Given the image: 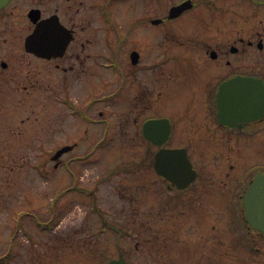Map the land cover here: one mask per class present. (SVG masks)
<instances>
[{
  "label": "flooded vegetation",
  "instance_id": "af4514ba",
  "mask_svg": "<svg viewBox=\"0 0 264 264\" xmlns=\"http://www.w3.org/2000/svg\"><path fill=\"white\" fill-rule=\"evenodd\" d=\"M1 161L11 244L52 194L35 264H264V0H7ZM80 195L92 241L56 222Z\"/></svg>",
  "mask_w": 264,
  "mask_h": 264
},
{
  "label": "rangeland",
  "instance_id": "374dc122",
  "mask_svg": "<svg viewBox=\"0 0 264 264\" xmlns=\"http://www.w3.org/2000/svg\"><path fill=\"white\" fill-rule=\"evenodd\" d=\"M84 147V146H83ZM91 150L88 148L80 150L79 156L82 159H92ZM37 153V152H34ZM39 155V154H38ZM45 152H41V158L44 157ZM50 155V153L48 154ZM91 155V156H90ZM3 159V158H1ZM34 159V158H33ZM81 179H80V186L88 188L92 186V166L88 164L82 165L80 167L79 172ZM8 176V167L5 165L4 161L0 162V264L1 262H7V264H26V261L30 259L31 252L34 254L33 264L35 261L39 259L40 254H45V250L50 248L51 243H49L48 239L50 236H46L44 233L39 231L37 226H35L34 222L31 226L32 230L30 233V243H26V238L19 232L18 233V240L11 245V239L13 238L12 235L15 232V225H14V212L15 209L12 208L16 207V209H20L24 201V193H22V189L19 187L12 189L10 187V183L7 182ZM9 179V177H8ZM42 186H48V183H40ZM16 189V190H15ZM41 189V188H40ZM15 191V192H14ZM11 193V194H10ZM12 195V196H11ZM40 198H33V207H31L30 216H35L39 222L45 223L47 222V215L45 207H47V200H49L52 196L51 193L48 192L47 196L42 193L41 191ZM79 204L72 206L70 208L69 213H64L60 215H56L58 219L56 222H59L60 225L66 226L67 228L70 227H85L79 233L76 234L75 238H80L81 240H88L92 241V201L88 196L80 195ZM43 212V213H42ZM25 222L24 219L20 220V223ZM64 237L69 238V236L64 235ZM72 238V237H71ZM74 238V237H73ZM47 244L48 246H44ZM89 245L84 247V251L88 253ZM83 252V250H80ZM90 251V250H89ZM49 254H56L53 252H49ZM47 254V252H46ZM90 254V253H88ZM2 256H6L2 258ZM17 256V257H16ZM14 257V258H13ZM13 258V259H12ZM9 260V261H8ZM37 264V263H36Z\"/></svg>",
  "mask_w": 264,
  "mask_h": 264
},
{
  "label": "water",
  "instance_id": "95a60500",
  "mask_svg": "<svg viewBox=\"0 0 264 264\" xmlns=\"http://www.w3.org/2000/svg\"><path fill=\"white\" fill-rule=\"evenodd\" d=\"M7 2V0H0V6L1 5H3L4 3H6ZM65 151V149L64 150H60V151H58L57 152V154H56V157H58L61 153H63Z\"/></svg>",
  "mask_w": 264,
  "mask_h": 264
},
{
  "label": "trees",
  "instance_id": "16d2710c",
  "mask_svg": "<svg viewBox=\"0 0 264 264\" xmlns=\"http://www.w3.org/2000/svg\"><path fill=\"white\" fill-rule=\"evenodd\" d=\"M3 263H6V264H7V262H4V261H3V262H1V264H3Z\"/></svg>",
  "mask_w": 264,
  "mask_h": 264
}]
</instances>
